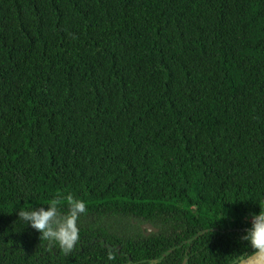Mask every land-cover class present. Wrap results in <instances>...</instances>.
Masks as SVG:
<instances>
[{"label": "trees", "instance_id": "obj_1", "mask_svg": "<svg viewBox=\"0 0 264 264\" xmlns=\"http://www.w3.org/2000/svg\"><path fill=\"white\" fill-rule=\"evenodd\" d=\"M68 194L65 254L17 211ZM261 209L264 0H0V264H232Z\"/></svg>", "mask_w": 264, "mask_h": 264}, {"label": "clouds", "instance_id": "obj_2", "mask_svg": "<svg viewBox=\"0 0 264 264\" xmlns=\"http://www.w3.org/2000/svg\"><path fill=\"white\" fill-rule=\"evenodd\" d=\"M66 209L61 210L58 201L47 204V207L21 208L17 211L18 220L39 233L40 239L50 244L58 245L65 253H70L80 239L78 220L87 212L86 202L74 198L71 194L64 197ZM257 252L264 253V209L251 214V224L239 237ZM114 254H108V260H113ZM149 264H159V260L149 261ZM232 264H239L233 260Z\"/></svg>", "mask_w": 264, "mask_h": 264}, {"label": "water", "instance_id": "obj_3", "mask_svg": "<svg viewBox=\"0 0 264 264\" xmlns=\"http://www.w3.org/2000/svg\"><path fill=\"white\" fill-rule=\"evenodd\" d=\"M141 228L144 232H146V235H149L152 232H158V230L150 224L142 225ZM239 264H264V253L256 252L240 261Z\"/></svg>", "mask_w": 264, "mask_h": 264}]
</instances>
